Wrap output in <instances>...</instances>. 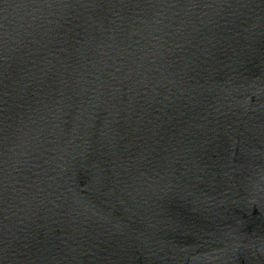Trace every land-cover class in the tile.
Here are the masks:
<instances>
[{"label": "water", "instance_id": "water-1", "mask_svg": "<svg viewBox=\"0 0 264 264\" xmlns=\"http://www.w3.org/2000/svg\"><path fill=\"white\" fill-rule=\"evenodd\" d=\"M0 264H264V0H0Z\"/></svg>", "mask_w": 264, "mask_h": 264}]
</instances>
